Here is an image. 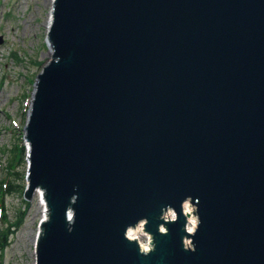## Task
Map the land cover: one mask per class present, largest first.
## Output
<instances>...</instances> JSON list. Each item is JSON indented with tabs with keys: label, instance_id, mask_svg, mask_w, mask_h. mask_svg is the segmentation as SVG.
Wrapping results in <instances>:
<instances>
[{
	"label": "water",
	"instance_id": "1",
	"mask_svg": "<svg viewBox=\"0 0 264 264\" xmlns=\"http://www.w3.org/2000/svg\"><path fill=\"white\" fill-rule=\"evenodd\" d=\"M49 36L37 264H264V0H55Z\"/></svg>",
	"mask_w": 264,
	"mask_h": 264
},
{
	"label": "rangeland",
	"instance_id": "2",
	"mask_svg": "<svg viewBox=\"0 0 264 264\" xmlns=\"http://www.w3.org/2000/svg\"><path fill=\"white\" fill-rule=\"evenodd\" d=\"M53 1L0 0V180L10 179L7 167L15 145L24 144L36 75L53 55L47 43ZM26 168L25 164L18 170L26 173ZM13 179L26 186L22 178ZM21 190L4 198L6 217L0 214V229L10 226L13 233L0 264H36V239L45 209L38 192L26 201ZM19 221L21 226L15 228Z\"/></svg>",
	"mask_w": 264,
	"mask_h": 264
},
{
	"label": "bare ground",
	"instance_id": "3",
	"mask_svg": "<svg viewBox=\"0 0 264 264\" xmlns=\"http://www.w3.org/2000/svg\"><path fill=\"white\" fill-rule=\"evenodd\" d=\"M52 17H53V13L51 12V16H50V19H49V22L47 23V28L49 29L50 25H51V22H52ZM51 46V45H50ZM52 46H51V50H52ZM43 190L40 189L39 192H38V195H40L41 197V201H42V205L45 209L44 211V216L46 217L47 216V213H48V210H47V205L45 203V198H44V194H43ZM185 213L186 215L188 216V228H189V231L190 233H194V230L195 228L197 227L198 225V218L197 216L195 215V213L193 214V210L191 208H186L185 209ZM145 224L144 221L140 222L138 225H137V229L138 228H142V226ZM130 233L134 232L135 230L134 229H129ZM128 231V232H129ZM134 236V239L138 240V238H140V243L141 245L143 246V248L147 249L146 247L148 246L147 244H144L143 242V237H142V234L140 231H137L135 233H133ZM152 243V242H151ZM37 247H38V244H37ZM37 247H36V254H37Z\"/></svg>",
	"mask_w": 264,
	"mask_h": 264
},
{
	"label": "trees",
	"instance_id": "4",
	"mask_svg": "<svg viewBox=\"0 0 264 264\" xmlns=\"http://www.w3.org/2000/svg\"><path fill=\"white\" fill-rule=\"evenodd\" d=\"M23 156H24V149L23 148L21 150L18 149L15 158L22 160ZM17 175H20L19 172L17 173ZM21 177H23L22 174H21ZM11 188H12V185H10V189ZM8 234H9V229H4L0 231V252L3 251L6 247Z\"/></svg>",
	"mask_w": 264,
	"mask_h": 264
}]
</instances>
